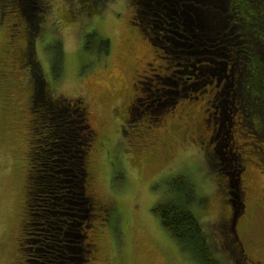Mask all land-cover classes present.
Returning a JSON list of instances; mask_svg holds the SVG:
<instances>
[{
	"label": "rangeland",
	"instance_id": "1",
	"mask_svg": "<svg viewBox=\"0 0 264 264\" xmlns=\"http://www.w3.org/2000/svg\"><path fill=\"white\" fill-rule=\"evenodd\" d=\"M2 1L6 3V0ZM21 1L28 18H34L32 13H36V9H31L34 0ZM102 1L100 7L91 12L86 9L87 6L84 7L86 0H46L48 5L43 10L44 17L41 15L42 32L36 33L31 43V60L39 67L40 73L53 83L54 95L62 93L79 97L94 120L93 127L105 137V147L102 146L96 158H92L91 169L93 166L95 172L90 169L89 173V165L86 166V181L83 183L85 193L81 194L82 170L79 157L74 156L77 155L74 150H79L74 141L79 129H75L78 133L74 136H71L73 130L67 131L68 135L64 134L69 141L65 144H73L72 149H65L73 155L69 158L70 166L74 167V174L78 175V179L69 177L73 179L69 184L79 194L77 204L80 218L77 217V221L82 222L80 232H83L86 220L95 224L90 230L104 250L106 264H199L188 252L180 249L151 209L166 195L170 179L182 175L194 185L191 208L202 225L213 256L222 264H240V254L236 253L234 239L232 241L227 234L222 233L221 221L230 212L225 201L228 196L226 190L231 192L229 197L238 215L242 209L240 204L246 202L251 208L250 225L242 232L246 244L257 250L264 248V167L256 165L258 160L250 156L249 159L254 162L248 164L247 171L244 173L239 170L238 156L242 154V149H237L233 142L235 139L231 140L227 136L230 121L227 113L230 114L236 102H239L237 91L228 90L227 95L219 90L222 94L215 104L219 105L220 101L222 114L221 108L210 107V116L202 114L195 102L193 106L202 116L179 112L185 108L183 104L190 103L187 99H179L171 108H161L156 104L158 95L154 86H150L153 91H148L146 85H141L143 94H139L138 100L132 101V58L135 61L146 56L144 63L153 62L155 53L146 41L137 37L136 33H131V0ZM1 10L5 11L7 7L5 9L0 4ZM220 16L219 20H215L217 25L220 22L223 24L225 19ZM10 20H13L12 15L8 13L4 19L0 13V264L15 262L16 239L20 234V204L27 149L24 122L26 95L30 87L28 68L21 65L16 69L17 51L23 41L14 38L13 47H6ZM85 37H88L86 41ZM102 40L107 41L106 52L99 44ZM57 52L59 58L58 54L55 55ZM11 61L10 70L16 74V78L7 73L6 65ZM54 62L57 65L52 68ZM156 63L165 65L162 60ZM143 67L144 64H141L137 71ZM53 73L56 78L51 77ZM36 99L41 105L45 102L41 91ZM148 111L153 114H148ZM61 113H65L64 117L72 116L67 111ZM137 113L141 115L140 118ZM205 117L216 121L214 130L217 131H213L211 136L218 135L220 150L215 153V158L218 163L221 160L225 164L224 169L218 165L211 166L207 148L195 139L198 124L202 131L205 130L202 120ZM221 119L225 126L221 125ZM241 131L246 133L244 129ZM242 133L237 134L240 141L254 143L251 134L246 136ZM147 157L150 160H145ZM41 172L38 171L39 174ZM48 178L47 175V182ZM41 196L46 201L45 192ZM88 196H93V200L102 205L110 203L109 213L117 211V216L106 219L103 211H98L101 208L96 210V206L87 200ZM94 209L96 213H101L100 217L94 216ZM106 214L109 216L108 212ZM45 217L43 215L42 218ZM46 218L50 220L49 215ZM48 230L51 234L52 230ZM229 234L233 238L234 234ZM237 234L241 239L239 226ZM42 240L46 245L47 240ZM50 247L41 249L38 246L42 256L37 261L32 260L33 264H49L44 258L47 253L48 260L52 259ZM87 247L83 246L84 257L88 255L84 251ZM33 250L29 252L27 264H31L30 258H35ZM55 263V260L51 262Z\"/></svg>",
	"mask_w": 264,
	"mask_h": 264
},
{
	"label": "flooded vegetation",
	"instance_id": "2",
	"mask_svg": "<svg viewBox=\"0 0 264 264\" xmlns=\"http://www.w3.org/2000/svg\"><path fill=\"white\" fill-rule=\"evenodd\" d=\"M153 1L152 4H155V12L146 11L144 9H139L141 6V2L137 1L133 3L132 7V15L129 18V21L132 22L134 17L139 16L146 21V28L151 30L152 35L147 37V30L145 32H141L140 38L146 41L152 48L154 47V43L152 42L153 37L157 40H163L166 42L163 47L164 53L161 55L158 51L153 48V52L155 55L153 56V62H146V56H143L142 59L138 58L137 60H133L132 58V81L130 82V87L133 91L132 101L138 100L139 94H143L144 91L141 85H146V89L148 91H153L150 86H154V91L157 92L158 100L164 99L170 104H174V102L179 99H188V104L185 105L181 113L189 112L191 114L197 113L195 107L193 106L194 102L197 104V108L201 110L202 114L206 116H210V107L217 109L221 108L220 114H222V106L220 101L219 105L215 104L216 98L220 95L219 90L227 89V95L229 91L242 88L241 80L242 73L239 71V64L242 63L240 61H232L233 57L231 53H226L223 50L226 48V38L224 36L229 32L223 31L226 28L227 24H230V20L233 15L227 14L228 19H225L222 24H216L215 20H219V16L226 9L224 8L223 1L220 0H147ZM18 6L19 13L17 15L18 19H21L22 22L27 27V24L23 20V12L24 5L22 1L16 0L14 3ZM146 2V5L150 6ZM46 4H41V12L43 11V7ZM22 8V10H21ZM150 9V8H149ZM39 15V14H37ZM41 17V16H40ZM226 18V17H225ZM150 21H155V27L151 25ZM2 22V20H1ZM0 22V23H1ZM38 22V21H36ZM34 25L31 23V27ZM160 31L163 33L161 34ZM139 32V33H140ZM161 34L160 38L158 35ZM154 35V36H153ZM150 47L151 51L152 48ZM158 53V54H157ZM27 56L25 51L22 57L24 62H27ZM240 57V56H239ZM157 60H163L167 62L169 65H161L157 64ZM21 63V62H20ZM144 64V67L141 70L137 71V68ZM236 66V67H235ZM29 69V83L30 87L27 92L26 97V117L24 122V129H29V124L32 121H37L35 116L36 112L33 109V106H37V97L40 95L44 98V103L41 106H44L45 112L49 113L46 118L42 119L43 125H39L42 128L40 132V138L37 139L39 141L46 142L47 139H50L49 142L46 143V156L41 162L37 165L43 166L41 170H45L46 176L48 175V181L44 184L45 188H40L39 191L35 193L36 196H41L40 193L45 192V196L47 197L46 203L47 208L44 210V215H49L50 220L47 221L45 217V222L48 225V229H51L53 233L50 234V241H53L55 246H51V253L56 251V256L51 255L52 259L48 260V262L54 261L55 257L59 259L60 264H84L86 260L80 256L82 253V242L87 237V235H83L80 230L82 227V222L77 221V217L80 218L79 214V205L77 204V196L79 194L76 191V188H72L69 183L73 181V179L69 177H76L78 179V175L74 174V167L70 166V157L73 155L69 153L68 149L65 147H70L72 149V143H69L68 140L65 139V135L67 131L73 130L74 134H77L75 129H81L80 123H84V128H87L90 132L92 139H97L98 130L93 127L94 120L92 119L88 108L82 103L79 97H71L63 95L62 93H58L54 95L53 93V83L47 80L39 70V67L35 65V67H28ZM240 69L245 70L246 65L244 62L240 66ZM158 72H153V71ZM136 71V73L134 72ZM238 72L237 80L235 78L234 72ZM52 78H56V74H52ZM16 78V77H14ZM142 78V80H141ZM198 87H202L204 89V93L208 94V99L200 100L204 97L205 94L201 95H192L190 92L196 91ZM229 90V91H228ZM182 92H184L182 94ZM152 93V92H151ZM170 94H173L172 96ZM199 101V102H198ZM39 107V106H38ZM129 108V105H128ZM62 111H67L71 113V119H67V116L64 117L65 113H61ZM216 114V111H213ZM127 109V114H128ZM236 110L233 111V114L236 115ZM201 114V116H202ZM44 114H40L37 117L40 119ZM75 116V117H73ZM203 118V117H202ZM214 119V118H213ZM203 126L205 130L202 131L200 124H198L197 128V136L196 140L200 142L207 149V155H215V152L219 149V144L217 141V134L211 136L212 132L216 133L217 129L214 130V125L216 121H212L210 118H204ZM31 121V122H30ZM237 124L239 122H229L227 131L231 134L227 136L232 140L235 138L236 148H242V145L237 138ZM74 125V126H73ZM221 125L225 126L224 122L221 119ZM82 126V128H83ZM234 127L233 132L229 129ZM25 136V133H24ZM27 140V137H25ZM216 143V145H215ZM213 144V145H212ZM51 145V147L49 146ZM220 150V149H219ZM78 153V150H74ZM92 151V150H91ZM91 151L88 153H84V155H74L79 157V162L83 163V168H81V185L82 192L84 194V182L86 181V166L89 165V173L91 170L94 171L92 165ZM222 153H224L222 151ZM26 155V166L24 171V186L22 190V196L25 188V177L26 172L28 171L27 167V159H28V147L25 151ZM30 156V155H29ZM85 156V157H84ZM74 159V158H73ZM94 160V159H93ZM238 160L240 161V166L243 169L242 172H246L248 164L251 163L250 159L245 157L243 153H240L238 156ZM216 165L220 166L221 169H224L225 164L223 162L218 163L215 162ZM76 164V163H75ZM80 164V163H79ZM91 169V170H90ZM72 172V173H71ZM244 172V173H245ZM243 173V174H244ZM76 179V181H77ZM226 184L228 182V178L225 179ZM87 183L89 181L87 180ZM29 187H32L31 184ZM26 190V189H25ZM230 194V192H229ZM93 196H88L87 200L92 204V206H96L95 209L101 208L100 211L105 215V218L108 219L112 212L110 211V206L107 204L102 205L93 200ZM22 202V201H21ZM227 205L230 208L229 215L226 216L221 221L222 233L223 235L227 234L230 239H234V247L236 249V253L240 254V264H264V248L257 250L255 247L250 244H246V240L242 235L243 231H246L251 222V208L248 203L242 206V210L240 215H238L233 206V200L230 197L227 199ZM21 205V204H20ZM93 208V207H92ZM244 208V209H243ZM95 209L93 211L94 216H99L101 213H96ZM108 212L109 216L106 214ZM87 223L84 226L86 229H92L94 223H90L86 220ZM21 220L19 224L20 241L24 236L23 229L21 225ZM95 225V224H94ZM239 226L240 237L237 234V229ZM94 228V226H93ZM46 229V231H49ZM92 230L90 232L91 238L94 241V250H95V260L91 264H106V258L104 250L100 243L94 238L92 234ZM229 232L234 234L233 238H231ZM52 243V244H53ZM22 244V241L20 245ZM26 255V254H24ZM29 259L22 258L21 264H27ZM236 262V261H235Z\"/></svg>",
	"mask_w": 264,
	"mask_h": 264
},
{
	"label": "trees",
	"instance_id": "3",
	"mask_svg": "<svg viewBox=\"0 0 264 264\" xmlns=\"http://www.w3.org/2000/svg\"><path fill=\"white\" fill-rule=\"evenodd\" d=\"M15 1L16 0H6V3L5 1L0 2L2 7H4L5 9L7 7V10L0 11V13L4 15V19L7 17L8 13L9 15L13 16V20H10V23L8 24L9 26L8 30H10V33L8 34L6 47L7 49L13 47L14 38L15 40L21 39L23 41V45L21 46L20 50L17 51L18 56H17L16 69H18L21 65H23L26 68L28 67L30 68L31 66L34 67L35 62L31 60L32 59L31 43L36 33L42 32L41 28L43 24L42 20L44 15H43V11L41 12V4L44 5L47 3L46 0H34V6H31V9H36V13L35 12L32 13V16L34 18L29 19L25 11L23 12L22 18L27 24V27H25V24L22 22V20L18 19L17 17V15L19 14L17 12V9L19 7L14 4ZM220 1H223L224 8L226 9L224 12L221 13L220 16L221 18L226 17L225 19H228L227 14L230 15L234 14L232 19L230 20V24H227L226 28L223 30L225 32H229L224 36V38H226L225 44L227 45L223 51L226 53H231V56L233 57L232 61H240L242 63L244 62V64L246 65L245 70L239 69V71L240 70L241 72L243 71L242 73L243 80H241L242 88L240 90L237 89V87L234 88L237 91L239 102H236V106H234V108L230 111V114L227 113V115L228 118L230 119L229 122L231 121L239 122V124H237V134L238 132L242 133L241 130L244 129V133L246 130L245 133L246 136H250L251 134V136L255 139L253 143L252 141L250 142L240 141L239 137H237L239 142L241 143L237 145H242V148H237V149H242L243 155L248 159L250 158V156L251 157L255 156L256 159L258 160V163L256 165L264 167V0H220ZM136 2L137 0H131L132 4ZM146 2H148L149 4L153 3V1L142 0L140 5L141 7L139 9L155 12L154 7L156 5L152 4L150 6L149 5L147 6ZM102 3H103L102 0H86L84 7L86 8L87 6L86 9H89L91 12H94L95 9L97 7H100ZM45 7L46 5L43 8ZM139 14L140 13H138V17L136 18L134 17L132 22L131 21L129 22L132 30L131 33L134 34L136 33L137 37L140 38L141 32H145L147 30L146 32L147 37H149L152 35L151 30L146 28V21L143 18H141ZM41 15L43 17H40ZM35 18H37V20ZM36 21H38V23ZM31 23L34 25L33 27H31ZM150 23L154 28L156 22L150 21ZM160 33L162 34L163 32L160 31ZM161 34L158 35L159 38ZM40 37H42V35ZM87 38L88 37H85V41ZM152 42L154 43L155 50L156 51L160 50L158 51V53L160 54V52H162L163 54L165 49L163 50L162 46H165L166 42L163 40H157L155 38L152 39ZM99 44L101 45V48H103V52H106L105 50L107 48V41L102 40L99 42ZM24 51L26 55L29 56L27 57V62H24V60L21 61L24 55ZM57 54L59 58V53L57 52L55 55L57 56ZM162 62L165 63V66L169 65L167 62L163 60ZM12 63L13 61L8 62V65H6V67H8L7 73L12 75V77H16L15 76L16 74L10 70ZM242 63L239 64V68L242 65ZM56 65L57 63L52 64V68L53 67L55 68ZM27 72H28V81H29V69H27ZM234 75L237 80L238 72L235 71ZM204 92L205 91L204 89H202V87L201 88L198 87L196 91H192L190 93L192 95H201V94L203 95L205 94ZM223 92L224 94H226L227 89L225 88ZM183 93L184 92H182V94ZM220 94L222 93L220 92ZM208 98H209L208 94H205L204 97H202L200 100L208 99ZM156 104H158L161 108L164 109L171 108L173 105V103L170 104L164 99H159V100L157 99ZM236 108H237V113L236 115H234L233 111L236 110ZM33 109L37 111L35 113L36 115L35 116L33 115V118H36L37 121L36 122L30 121L31 123L29 124V129L27 128V131H29L28 134H26V130L24 129L25 137H27L26 144L28 147V153L30 155V156L28 155V159H27V164L29 162L27 167L28 171L26 172L25 188L22 196V202L20 205L22 208L21 225L22 228H25V230L23 229L24 236L21 239L22 241L21 245H20L21 243L20 237H17L16 239V249H15L16 255L14 256L15 262L12 261V263L10 264H21V259L25 258V256L27 259H29V255H30L29 252L31 251V249L32 250L34 249L32 252H34L35 258L32 259L30 258L31 264H33L32 260L37 261V259L38 260L41 259L40 256H42V254L39 253V248L37 247L41 246L42 249L45 246L50 247L49 246L50 243L51 244L53 243V241L49 240L51 238L50 232L46 231V229L49 228L45 222L46 219L42 218L44 215L43 214L44 210L45 208H47L48 200L46 199L47 200L46 203L44 199H41L42 196H36L35 194L37 192L36 190L39 191L40 187L45 188L46 186L44 184H46L47 182L45 180L46 177L45 170L44 171L41 170L43 166L37 164L39 163V161L41 162L43 159H45V156L47 154L46 149L48 147L46 146V143L49 142L50 139H47L46 142L39 141L37 139H42L40 138L41 137L40 132L42 131V128H40V126L43 125L42 119L46 118V116L50 114L48 112L46 113L44 106H41L40 104H37V106L34 105ZM182 111L183 110L180 109L179 112ZM197 113L201 115L200 112ZM40 114L41 115L44 114L42 117H40L41 121L37 117ZM148 114H153V113L148 111ZM128 115H130V112ZM138 116L139 118L141 117V115ZM196 116L198 119L199 117L197 114ZM70 117H67V119L68 120L71 119ZM133 117L136 118L137 116H133ZM134 118H132V120H134ZM157 119L159 120L160 117L158 116ZM198 122L199 121H197V123ZM127 123L130 124L129 120H127ZM83 125L84 123L81 122L80 123L81 129L79 130V134L76 137L77 139L76 138L74 139V141H76V145L78 146L77 148L79 149L77 155L82 156L84 155V153L86 152L88 153L89 151L92 150L91 158L95 159L97 154L100 153V151L102 150L101 147L102 146L105 147L104 146L105 137L103 138L102 134L98 132L97 134L98 138L95 140L92 139L89 133L90 131L87 128H84ZM238 129H240V131ZM230 130L233 132L234 127L232 129L230 128ZM228 134H231L230 131L228 132ZM74 135L76 134L72 133L71 136ZM234 144H235L234 146L236 147V143ZM49 146L51 147V145ZM214 156L215 155H208V161L210 162L212 167L216 165L215 163L216 158ZM146 159L150 160V158L148 157L145 158V160ZM24 160L26 161V158ZM250 162H254V160L251 159ZM79 163H80L79 164L80 167L83 168L84 166L83 163L81 161ZM241 169H243L242 166L239 167V170ZM39 170L43 171V173L42 172L40 173L42 174V176L38 173ZM191 182L190 180L185 179V177L182 175H176L173 178H171L166 195H163L162 200L156 202L151 209L158 216V219L162 227L165 230H167V232L171 235V237L178 243L180 249L185 252H188L190 256L194 258L199 264H222L217 258L213 256L212 254L213 252L210 249L208 239L203 231L202 225L199 219L197 218V216L192 211L191 202L193 198L191 199V197H192L194 185ZM30 184L32 187H29ZM227 186H229L228 182H227ZM229 192L230 191L227 189L226 194L228 196L226 197L225 201H227V199L231 195V192L230 194ZM242 205L243 203L240 204V208L242 207ZM108 206H110V203H108ZM111 216L113 217L117 216V211H113ZM90 232L91 230L86 228H84L82 232L83 235L85 234L87 235V237L83 240L84 244L83 242L81 244L82 248L84 245L88 246L87 248H84L85 253L87 252L88 255L84 257V254L82 253L80 254V256L84 258L83 260H86L84 264H91L96 257L94 250L95 243L91 238ZM51 233L53 232L51 231ZM42 239L47 240L46 245L43 243L45 241H43ZM31 244H35V245L34 246L32 245L31 247ZM53 246H55L54 243ZM51 255L56 256V251L51 253ZM44 259L48 262L47 253L45 254ZM54 260L56 262L55 264H60L58 258L55 257ZM51 262H49V264H51Z\"/></svg>",
	"mask_w": 264,
	"mask_h": 264
}]
</instances>
